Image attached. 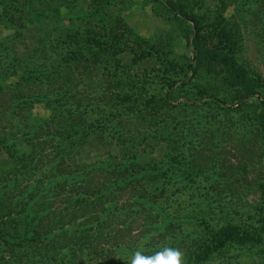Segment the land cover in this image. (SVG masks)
Returning a JSON list of instances; mask_svg holds the SVG:
<instances>
[{
	"label": "trees",
	"instance_id": "16d2710c",
	"mask_svg": "<svg viewBox=\"0 0 264 264\" xmlns=\"http://www.w3.org/2000/svg\"><path fill=\"white\" fill-rule=\"evenodd\" d=\"M231 1L235 3V0ZM259 1L242 2L254 6ZM2 2L7 3L9 11H17L16 0H0V4ZM222 2L225 7L227 0ZM171 7L184 23L188 41L194 33L192 56L184 55L181 61H173L172 57L168 59V53L173 52L165 42L137 39L126 46L137 61L144 58L155 60L153 72L160 79L159 84L163 88L160 93H150L148 85L151 82L138 80L131 74L116 78V68L121 71L118 53L124 48L116 42L113 30L109 31L107 41L110 38L114 42H106V31L89 28L82 36L76 32H68L66 39L57 36L55 42H45L51 38L46 34L30 50V56L26 59L18 58L15 51L11 55L13 58L9 56L6 59V50L10 49L0 42V122L2 118H6L7 122L15 121L7 129L0 124V150L6 149L14 156L10 168H3L4 163H0V212L8 213L12 205L19 204L17 213H29L31 218L28 224H24L23 233L31 232L33 236L37 231L42 234L48 225L45 221L56 223L53 219L55 212L51 208L57 192L61 195L66 187L75 190L79 196L65 197L62 200L67 204L65 210L75 202L86 203L83 210L93 199L106 200L102 190L106 184L94 188L87 179L79 178L80 173L76 170L77 155L93 134L102 144L106 139L116 138L120 146L119 156L111 157L114 162H107L106 159V172L102 173L118 177L131 168L134 174L140 175L136 180L127 181L131 185L134 203L150 213L154 210L149 206L156 205L155 211L162 216V221L167 218L170 223L176 222L178 228H182V223L191 224L193 233L184 230L185 237L179 239L180 243L187 244L185 258H171V264H201L229 243H256L261 240L264 221L260 226L228 222L212 228L205 218L190 216L188 207L196 211L201 204V195L193 196L187 191L188 175L183 172L184 167V170L179 167L184 156L176 152L166 153L160 158H153L151 163L141 158L140 151H144V148L140 144L151 136L152 140L157 139L165 146L175 137V143L183 141L186 137L184 128L178 124L172 126L169 115L175 120L173 115L179 114V108L190 107L201 100H205V104L212 102L219 108L237 112V136L247 135L253 141L246 152L258 154L261 151L264 154V83L237 62L234 56L236 40L223 26L222 14L210 24L206 36L199 15L189 13L180 4L171 3ZM53 52L57 54L50 58L48 55ZM95 66L103 69L101 82L90 86L84 76ZM206 75L211 79L201 80ZM210 80L223 85L227 92L221 96L216 94V97L208 94L209 84H214ZM188 85L193 88L192 92L186 91ZM180 95L184 97L183 101L176 102ZM235 103L237 105L232 107ZM38 105L45 108L46 114L33 115V109ZM147 115L155 119H145ZM244 116L248 128L247 132L242 133L244 129L240 124L244 123ZM168 123L170 130L165 131ZM18 147L25 149L20 152ZM237 150L243 152L240 148ZM143 179L149 182L151 188ZM11 184L14 186L5 188ZM257 186L255 191L264 192L262 182ZM90 193H94L92 199ZM190 200L199 201L191 202L188 206ZM169 205L172 211L167 217L165 208ZM95 211L84 228L88 233L106 226V211L102 216L97 213L99 210ZM66 223L57 220L56 226L63 230ZM87 232L85 237L78 238L85 242L75 243V248L71 250L81 252L87 247ZM168 257H171L170 254ZM58 264L78 262L63 260Z\"/></svg>",
	"mask_w": 264,
	"mask_h": 264
},
{
	"label": "rangeland",
	"instance_id": "374dc122",
	"mask_svg": "<svg viewBox=\"0 0 264 264\" xmlns=\"http://www.w3.org/2000/svg\"><path fill=\"white\" fill-rule=\"evenodd\" d=\"M242 1L244 0H235L233 3L227 0L224 7L222 0H16L17 11H9L7 3L2 2L0 42L10 49L6 50V59L9 56L13 58L11 55L14 51L18 58L26 59L30 56V50L46 34L51 38L45 42H55L54 38L57 39V36L66 39L68 32H76L82 36L89 28L106 31V42H114L110 38L107 41L109 31L113 30L116 42L124 48L118 53L121 71L116 68V78H123L122 74H131L138 80L151 82L148 85L150 93H160L163 88L159 84L160 79L153 72L155 60L144 58L137 61L126 46L137 39L165 42L173 52L168 53V59L172 57L173 61H181L184 55L192 56L191 42L194 33L188 41L184 23L171 7V3L180 4L189 13L200 16L206 36L210 24L222 14L223 26L236 40L234 56L237 62L248 69L255 79L264 83V0L254 6L250 3L245 5ZM56 54L57 52H53L48 56L51 58ZM102 73L101 66L92 67L85 73L84 80L88 85L96 86L101 82ZM202 77L201 80L211 79L207 75ZM210 81L214 84H209L208 94L216 97V94L221 96L227 92L223 85ZM192 90L188 85L186 91L189 93ZM183 99L180 95L176 102ZM204 102L206 101L201 100L190 107L179 108V114L177 112L173 115L175 120L169 115L172 126L178 124L184 128L186 137L183 141L175 143V137L165 146L157 139L152 140L151 136L147 138L148 141L140 144L144 148V151H140L141 158L151 163L153 158H160L166 153L176 152L179 156H184L179 167H184L185 170L182 171L188 175L185 185L187 191L193 196L201 195L200 207L196 211L190 207L187 209V212L190 210L191 217L205 218L212 228L228 222L260 226L261 221H264V192L255 190L262 182L261 188L264 191V154L261 151L258 154L246 152L253 141L247 135L237 136V112L219 108L212 102ZM236 105L237 103L232 107ZM44 114L46 110L42 105L33 109L34 116ZM148 117L151 121L155 119L149 115L145 119ZM5 119L2 118L0 124L6 129L15 122H7V119L3 121ZM243 122L240 124L244 129L241 130L242 133L247 132L248 128L245 116ZM167 125L165 131L170 130V124ZM106 140L102 144L95 135H90L76 161L79 178L87 179L88 184L94 188H101L106 184L105 188L102 187L106 200L93 199L83 210L86 203L75 202L65 210L67 204L62 200L65 197L79 196L75 190L66 187L61 195L57 192L58 196L51 208L55 212L53 219L56 223L45 221L48 225L42 234L36 231L33 236L31 232L23 233L24 224H28L31 216L25 211L17 213L19 204L12 205L8 213L0 212V264H58L63 260L78 264H171V258L184 260L187 244L180 243L179 239L185 237L184 230L193 233L191 224L182 223V228H178L176 222L170 223L167 218L162 221V216H158L155 211L156 205L149 206L154 210L150 213L134 203L131 185L127 181L136 180L140 175L134 174L128 164V171L121 176H106V173H102L106 172V159L107 162H114L111 157L119 156L120 153L116 138ZM18 148L20 152L25 149ZM237 148L243 152H239ZM13 158L6 149L0 150L3 168H10ZM108 169L112 170L111 167ZM122 171L124 172V168ZM143 180L150 187L149 182ZM20 183L22 182H17ZM12 186L14 185L5 188ZM93 194L90 193V199ZM194 201L190 200L187 205L190 206ZM102 209L106 211V226L89 233L85 231L86 224L94 216L93 212L99 210L97 213L102 216ZM165 209V216L170 217L171 206ZM57 220L67 222L63 230L56 226ZM86 232L89 237L87 247L81 252L71 250L75 248V243L85 242L79 239L85 237ZM201 264H264V235L256 243H229Z\"/></svg>",
	"mask_w": 264,
	"mask_h": 264
}]
</instances>
